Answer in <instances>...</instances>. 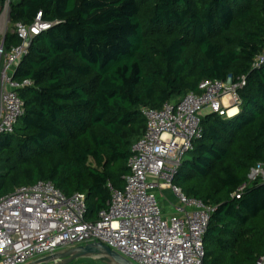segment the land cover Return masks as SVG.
Here are the masks:
<instances>
[{
  "label": "trees",
  "instance_id": "16d2710c",
  "mask_svg": "<svg viewBox=\"0 0 264 264\" xmlns=\"http://www.w3.org/2000/svg\"><path fill=\"white\" fill-rule=\"evenodd\" d=\"M5 12L13 26L42 13L52 27L32 39L14 75L32 85L19 91L14 132L0 136V200L51 182L68 197L85 194V220L96 221L110 186L125 188L132 147L146 131L142 108L179 102L205 80L244 77L239 113L202 118L173 183L215 209L204 264H258L264 181L249 175L264 164V65L254 66L264 0H0ZM4 38L7 50L21 44L14 28ZM85 260L98 261L71 264Z\"/></svg>",
  "mask_w": 264,
  "mask_h": 264
},
{
  "label": "built area",
  "instance_id": "2783aa9c",
  "mask_svg": "<svg viewBox=\"0 0 264 264\" xmlns=\"http://www.w3.org/2000/svg\"><path fill=\"white\" fill-rule=\"evenodd\" d=\"M9 4V3H8ZM8 4L5 7H8ZM52 27L38 14L35 23H17L21 44L7 50L0 43V136L11 134L24 112L19 91L31 86L14 75L28 54L32 39ZM264 65V50L254 66ZM237 83L205 80L198 92L161 109L142 108L146 120L143 137L132 147L130 174L123 190L112 192L109 208L94 222L85 220L86 195L68 197L51 182L23 186L0 200V264H29L60 250L102 243L134 264H204L206 234L214 208L185 195L173 183L184 157L202 134L203 113L234 117L242 100ZM233 111V112H232ZM232 112V113H231ZM264 181V164L258 163L249 181ZM247 185L235 195L240 197ZM156 191L174 193L173 212L166 214ZM264 264V255L258 260Z\"/></svg>",
  "mask_w": 264,
  "mask_h": 264
},
{
  "label": "water",
  "instance_id": "95a60500",
  "mask_svg": "<svg viewBox=\"0 0 264 264\" xmlns=\"http://www.w3.org/2000/svg\"><path fill=\"white\" fill-rule=\"evenodd\" d=\"M81 259H95L105 264H134L102 243L80 245L60 250L32 264H71Z\"/></svg>",
  "mask_w": 264,
  "mask_h": 264
},
{
  "label": "rangeland",
  "instance_id": "374dc122",
  "mask_svg": "<svg viewBox=\"0 0 264 264\" xmlns=\"http://www.w3.org/2000/svg\"><path fill=\"white\" fill-rule=\"evenodd\" d=\"M4 15H6V17H4V18L2 19V21H3V22H2V25L4 26V25L8 24V26H9V30H12V29L14 28V26L10 23V21H9V19H8V16H7V13H6V12H5V14H3L2 16H4ZM2 16H1L0 18H2ZM208 112H209L208 109H205V110L203 111L204 114H206V113H208ZM187 157H188V155H186V156L184 157V160H185ZM156 196H157L158 200L160 201L159 203L162 204V206L164 207V212H165L166 214H170V213H172V212H173V209H172V207H171V205H170V202H171V203L176 202L177 197L175 196V194H174V193H171V192H168V191H164V192H163V195H162L160 191H156ZM96 262H98V261H94V260H85V261L80 262V263H77V264H100V263H96ZM29 264H32V262H29ZM101 264H103V263H101Z\"/></svg>",
  "mask_w": 264,
  "mask_h": 264
},
{
  "label": "crops",
  "instance_id": "0c3cea01",
  "mask_svg": "<svg viewBox=\"0 0 264 264\" xmlns=\"http://www.w3.org/2000/svg\"><path fill=\"white\" fill-rule=\"evenodd\" d=\"M4 17H6V15H4V16H2V18H0V43H2V41H3V39H5L4 37H5V35L7 34V32H9L10 30H9V26H8V24H6V25H2V19L4 18Z\"/></svg>",
  "mask_w": 264,
  "mask_h": 264
},
{
  "label": "bare ground",
  "instance_id": "6f19581e",
  "mask_svg": "<svg viewBox=\"0 0 264 264\" xmlns=\"http://www.w3.org/2000/svg\"><path fill=\"white\" fill-rule=\"evenodd\" d=\"M232 112H233V111H232ZM232 112H231V113H232Z\"/></svg>",
  "mask_w": 264,
  "mask_h": 264
}]
</instances>
